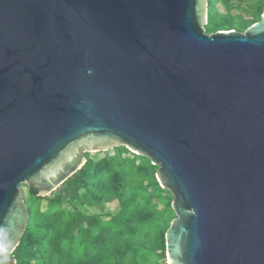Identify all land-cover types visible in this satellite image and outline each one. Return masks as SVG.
<instances>
[{"label":"water","instance_id":"water-1","mask_svg":"<svg viewBox=\"0 0 264 264\" xmlns=\"http://www.w3.org/2000/svg\"><path fill=\"white\" fill-rule=\"evenodd\" d=\"M209 0H0V264L41 196L126 146L173 196L170 264H264V14Z\"/></svg>","mask_w":264,"mask_h":264},{"label":"trees","instance_id":"trees-1","mask_svg":"<svg viewBox=\"0 0 264 264\" xmlns=\"http://www.w3.org/2000/svg\"><path fill=\"white\" fill-rule=\"evenodd\" d=\"M209 3V33L246 30L264 13V0H255L247 10L252 18L237 22L232 0ZM99 152L104 156L88 152L85 165L47 196L26 184L30 217L13 253L17 264H141L152 253L166 256V233L176 215L174 196L157 178L159 167L126 146ZM113 201L120 209L105 212Z\"/></svg>","mask_w":264,"mask_h":264},{"label":"rangeland","instance_id":"rangeland-1","mask_svg":"<svg viewBox=\"0 0 264 264\" xmlns=\"http://www.w3.org/2000/svg\"><path fill=\"white\" fill-rule=\"evenodd\" d=\"M255 0H232V3H235L236 6L232 9L231 14L236 16L237 22L243 17L244 19L252 18V16L248 13V9L250 7V4H252ZM218 9L220 12L226 13V7L222 2L217 3ZM264 14V13H263ZM262 14V15H263ZM237 30H240L238 28H235ZM240 31H245L240 30ZM92 155L94 157H102L104 156L103 152H92ZM24 196L28 197V187L26 184H23L22 186ZM172 194V193H171ZM173 196V194H172ZM45 203V202H44ZM120 209V204L118 201L110 202L106 205L105 212L115 214ZM161 253V251H159ZM141 264H170L168 257H167V250H166V256L162 257L156 253L149 254L145 257V259H141Z\"/></svg>","mask_w":264,"mask_h":264}]
</instances>
